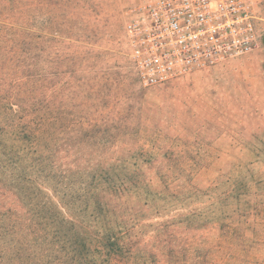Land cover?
Returning a JSON list of instances; mask_svg holds the SVG:
<instances>
[{
  "label": "trees",
  "instance_id": "16d2710c",
  "mask_svg": "<svg viewBox=\"0 0 264 264\" xmlns=\"http://www.w3.org/2000/svg\"><path fill=\"white\" fill-rule=\"evenodd\" d=\"M34 4L0 8V264H264V238H248L246 216L227 212L228 192L202 214L182 212L193 170L103 166L115 139L83 133L98 125L56 105L36 26L23 17ZM197 218L211 238L175 233Z\"/></svg>",
  "mask_w": 264,
  "mask_h": 264
},
{
  "label": "rangeland",
  "instance_id": "374dc122",
  "mask_svg": "<svg viewBox=\"0 0 264 264\" xmlns=\"http://www.w3.org/2000/svg\"><path fill=\"white\" fill-rule=\"evenodd\" d=\"M13 1L11 10L0 7L3 14L21 9ZM146 1L36 0L32 12L23 10L36 26L40 66L53 75L55 103L98 125L83 133L115 139L103 166L193 170L196 193L181 182L190 196L183 213L202 214L228 192L227 212L246 216L248 238H264V0H252L259 36L252 52L159 86L139 82L123 32ZM197 219L175 233L195 244L211 238L215 229Z\"/></svg>",
  "mask_w": 264,
  "mask_h": 264
},
{
  "label": "built area",
  "instance_id": "2783aa9c",
  "mask_svg": "<svg viewBox=\"0 0 264 264\" xmlns=\"http://www.w3.org/2000/svg\"><path fill=\"white\" fill-rule=\"evenodd\" d=\"M129 59L143 86L166 85L252 52V0H148L124 23Z\"/></svg>",
  "mask_w": 264,
  "mask_h": 264
}]
</instances>
